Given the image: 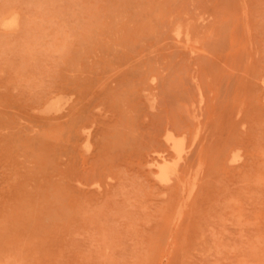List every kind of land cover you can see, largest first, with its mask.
Here are the masks:
<instances>
[{
  "label": "rangeland",
  "instance_id": "374dc122",
  "mask_svg": "<svg viewBox=\"0 0 264 264\" xmlns=\"http://www.w3.org/2000/svg\"><path fill=\"white\" fill-rule=\"evenodd\" d=\"M0 175V264H264V0H0Z\"/></svg>",
  "mask_w": 264,
  "mask_h": 264
},
{
  "label": "bare ground",
  "instance_id": "6f19581e",
  "mask_svg": "<svg viewBox=\"0 0 264 264\" xmlns=\"http://www.w3.org/2000/svg\"><path fill=\"white\" fill-rule=\"evenodd\" d=\"M19 1H20V0H19ZM13 2H14V1H13ZM14 4H15V3H14ZM13 6H14V5H13ZM19 12H20V11H19ZM13 20H15V19H13ZM9 25H10V24H9ZM26 57H27V56H26ZM28 57H29V56H28ZM259 78H260V77H259ZM261 78H262V77H261ZM20 81H21V80H20ZM25 83H26V82H25ZM23 85H24V86H27V85H25V84H23ZM25 88H26V87H25ZM41 95H42V94H41ZM48 96H49V95H48ZM44 97H45V96H44ZM46 97H47V96H46ZM46 97H45V98H46ZM40 98H41V97H40ZM37 99H39V98H37ZM41 99H42V98H41ZM42 101H43V100H42ZM42 104H43V103H42ZM35 107H36V106H35ZM188 119H189V118H188ZM191 119H192V118H191ZM82 121H83V120H82ZM192 121H193V119H192ZM80 123H81V122H80ZM83 123H84V122H83ZM190 123H191V122H190ZM81 124H82V123H81ZM85 125H86V124H85ZM89 125H90V124H89ZM191 125H192V124H191ZM87 126H88V125H87ZM186 130H187V129H186ZM166 131H167V130H166ZM168 131H169V130H168ZM168 131H167V132H168ZM76 132H78V131H76ZM90 132H91V131H90ZM169 132L172 133L171 131H169ZM169 132L167 133L168 136L164 133L167 137L164 138V136H165V135H164L163 138L166 139V140H168V143L174 148L173 150H175L176 153H178L179 155H183V154H180V153L182 152V149L184 148V146H183V141H182V140H178V139H176L177 137H176V138H175V136L173 137L174 133H173V135H170ZM181 132H182V131H181ZM186 132H188V131H186ZM191 132H193V131L191 130ZM86 134H88V133H86ZM90 134H91V133H90ZM179 134H180V133H179ZM186 134H187V133H186ZM186 134H184V135H186ZM162 135H163V134H162ZM169 135H170V136H169ZM177 135H178V134H177ZM182 135H183V134H182ZM78 137H79V136H78ZM86 137H87V136H86ZM161 138H162V137H161ZM79 139H81V138H79ZM82 139H83V138H82ZM159 139H160V138H159ZM161 140H162V139H161ZM161 140H160V141H161ZM192 140H193V139L191 138V141H192ZM79 141H80V140H79ZM81 141H82V140H81ZM89 141H90V139H89ZM187 141H188V140H187ZM191 141H190V143H191ZM161 142H162V141H161ZM163 142H164V141H163ZM186 143H187V142H186ZM93 144H94V143H93ZM162 144H163V143H162ZM190 146H191V145H190ZM172 147H171V149H172ZM191 147H192V146H191ZM168 148H169V147H168ZM238 148H239V147H238ZM86 149H87V148H86ZM162 149H163V148H162ZM230 149H231V148H230ZM232 149H233V147H232ZM84 150H85V149H84ZM234 150H235V149H234ZM236 150H237V149H236ZM165 151L167 152V150H165ZM152 152H153V151H152ZM168 152H169V151H168ZM236 152H237V151H236ZM236 152H235V153H236ZM238 152H240V150H239ZM153 153H154V152H153ZM153 153H152V154H153ZM235 153H234V154H235ZM147 154H148V153H147ZM178 154H177V155H178ZM228 154H229V153H228ZM232 154H233V153H232ZM169 155H170V154H169ZM177 155H172V156H173V157H174V156L177 157ZM240 155H241V154H240ZM147 156H148V155H147ZM153 156H154V155H153ZM156 157H157V156H156ZM159 157L161 158V156H159ZM170 157H171V156H170ZM237 157H238V156H237ZM237 157L235 156V158H237ZM240 157H241V156H240ZM160 158H159V159H160ZM147 159H148V158H147ZM147 159H146V160H147ZM149 159H151V158H149ZM171 159H172V157H171ZM178 159H180V158L178 157ZM187 159H188V158H187ZM195 159H196V158H195ZM226 159H227V158H226ZM152 160H153V159H152ZM152 160H149V161H152ZM155 160H156V159H155ZM173 160H174V162H175V159H173ZM230 160H231V159H230ZM237 160H238V159H237ZM149 161H148V162H149ZM176 161H178V160H176ZM225 161H226V160H225ZM148 162H147V163H148ZM230 162H231V161H230ZM154 163H156L155 165L158 166V167H157L158 169H157V173H156V174H159L160 177H162V178H166V177H168L170 171H169V168H168V165H169V164H167V163H168V162H167V158H166V157H162V159L160 160V163H158V162H156V161H154ZM157 163H158L159 165H158ZM171 163H172V160H171ZM225 163H226V162H225ZM148 164H149V163H148ZM173 164L175 165L176 163H173ZM231 164H232V163H231ZM150 165H151V164H150ZM150 165H149V166H150ZM152 165H153V164H152ZM226 165H227V164H226ZM153 166H154V165H153ZM178 166H179V165H178ZM143 168H144V167H143ZM143 168H142V169H143ZM150 168H151V167H150ZM170 168H172V167H170ZM174 168H175V167L173 166V169H174ZM173 169H171V170H173ZM229 169H230V168H229ZM100 171H101V170H100ZM193 171H194V170H193ZM195 171H196V170H195ZM102 172H103V171H102ZM196 173H197V172H196ZM148 174H149V173H148ZM197 174H198V173H197ZM152 175H154V174H152ZM159 175H158V176H159ZM0 176H1V175H0ZM93 176H94V175H93ZM1 177H2V176H1ZM101 177H102V176H101ZM147 177H148V176H147ZM154 177H155V176H154ZM184 177H186V176H184ZM4 180H5V177H4ZM92 180H93V179H92ZM100 180H101V179H100ZM148 180H149V179H148ZM152 180H153V179H152ZM195 180H196V179H195ZM195 180L193 179L192 182H194ZM0 181H1V180H0ZM149 181H151V180H149ZM160 181H161V180H160ZM162 181H163V180H162ZM162 181H161V182H162ZM100 182H101V181H100ZM157 182H158V181H157ZM163 182H164V181H163ZM173 182H174V181H173ZM195 182H196V181H195ZM195 182H194V184H195ZM2 183H3V182H2ZM151 183H152V182H151ZM154 183H155V182H154ZM154 183H153V184H154ZM156 184H157V183H156ZM162 184H163V186H165L164 184H167V183L165 182V183H162ZM174 184H175V183H174ZM174 184H173V185H174ZM176 184H177V183H176ZM187 184H188V183H187ZM191 184H192V183H191ZM96 185H97V184H96ZM168 185H169V184H167V186H168ZM2 186H3V184L1 185V187H2ZM174 186H175V185H174ZM174 186H173V187H174ZM157 188H158V187H157ZM175 188H176V187H175ZM3 189H4V188L2 187V190H3ZM24 189H25V188H24ZM24 189H23V190H24ZM171 189H172V188H171ZM2 190H1V192H3ZM4 190H5V189H4ZM10 190H11V189H10ZM10 190H9V191H10ZM96 190H97V189H96ZM162 190H163V189H162ZM162 190H161V191H162ZM167 190H168V189H166V191H167ZM169 190H170V188H169ZM188 190H190V188H189ZM11 191H12V190H11ZM91 191H92V190H91ZM177 191H178V190H177ZM180 191H181V190H180ZM93 192H94V190H93ZM153 192H154V191H153ZM190 192H191V191H190ZM8 193H9V192H8ZM11 193H12V192H11ZM11 193H10V194H11ZM13 193H14V191H13ZM16 193H17V192H16ZM166 194H167V193H166ZM7 195H8V194H7ZM7 195H6V196H7ZM153 195H154V194H153ZM1 196H2V195H1ZM8 196L10 197V195H8ZM11 196H14V195L11 194ZM17 196H18V195H17ZM149 196H150V194H149ZM177 196H178V195H177ZM177 196H176V198H177ZM9 197H8V198H9ZM153 197H154V196H153ZM10 198H11V197H10ZM18 198H19V197H18ZM1 199H2V197H1ZM171 199H172V198H171ZM3 200H4V199H3ZM7 200H8V199H7ZM7 200H6V201H7ZM127 200H128V197H127ZM168 200H169V199H168ZM176 201H177V199H176ZM176 201H175V202H176ZM183 201H184V200H183ZM13 202H14V201H13ZM13 202H11V203H13ZM19 203H20V202H19ZM7 204H8V203H7ZM178 204H179L178 206H180V203H178ZM4 205H5V207H6V203H5ZM9 205H10V204H9ZM17 205H18V204H17ZM146 205H147V204H146ZM183 205H184V204H183ZM144 206H145V205H143L142 207H144ZM178 206H176V207H178ZM184 206H185V205H184ZM142 207H140V208H142ZM182 207H183V206H182ZM144 208H145V207H144ZM178 208H179V207H178ZM143 210H144V209H143ZM161 210H162V209H161ZM167 210H168V209H167ZM174 210H175V207H174ZM181 210H182V208H181ZM176 211H177V210H176ZM176 211L173 212V213H176ZM7 212H8V211H7ZM7 212H6V213H7ZM19 212H20V211H19ZM179 212H180V211H179ZM2 213H3V212H2ZM6 213H5V214H6ZM8 214H9V213H8ZM160 214H161V212H160ZM179 214H181V213H179ZM172 215H173V214H172ZM178 216H180V215H178ZM171 217H172V216H171ZM18 218H19V217H18ZM12 219H14V218H12ZM20 219H21V218H20ZM20 219H19V220H20ZM20 221H21V220H20ZM6 223H7V222H6ZM13 223H14V222H13ZM6 225H7V224H6ZM1 229H2V227H1ZM1 229H0V230H1ZM11 231H12V230H11ZM11 231H10V232H11ZM184 235H186V234H184ZM184 235H183V236H184ZM184 237H186V236H184ZM213 238H214V236H213ZM181 239L183 240V238H181ZM216 239H217V238H216ZM198 240H199V239H198ZM250 240H251V239H250ZM180 242H181V241H180ZM180 242H179V243H180ZM182 242H183V241H182ZM181 244H182V243H181ZM221 244H222V243H221ZM121 245H122V244H121ZM239 245H240V244H239ZM181 247H182V245H181ZM217 247H218V246H217ZM38 249H39V248H38ZM56 250H57V249H56ZM193 250H194V249H193ZM195 250H196V249H195ZM242 250H243V249H242ZM44 251H45V250H44ZM182 251H183V250H182ZM216 251H218V250H216ZM48 252H49V251H48ZM201 252H202V251H201ZM208 252H209V251H208ZM54 253H55V252H54ZM48 254H49V253H48ZM49 255H50V254H49ZM41 256H44V255L41 254ZM45 256H46V255H45ZM48 257H50V256H48ZM51 258H55V257H51ZM190 258H192V257H190ZM56 259H57V258H56ZM55 261H56V260H55ZM57 262H58V261H57ZM251 264H252V263H251ZM254 264H255V262H254ZM256 264H257V262H256Z\"/></svg>",
  "mask_w": 264,
  "mask_h": 264
}]
</instances>
